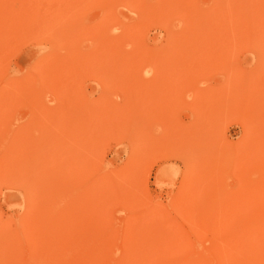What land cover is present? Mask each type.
<instances>
[{"label":"rangeland","instance_id":"1","mask_svg":"<svg viewBox=\"0 0 264 264\" xmlns=\"http://www.w3.org/2000/svg\"><path fill=\"white\" fill-rule=\"evenodd\" d=\"M0 264H264V0H0Z\"/></svg>","mask_w":264,"mask_h":264}]
</instances>
